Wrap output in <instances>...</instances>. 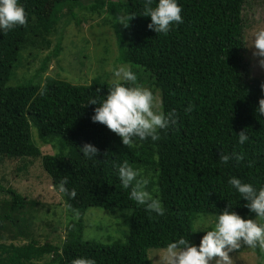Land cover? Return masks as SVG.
<instances>
[{
    "label": "trees",
    "instance_id": "trees-1",
    "mask_svg": "<svg viewBox=\"0 0 264 264\" xmlns=\"http://www.w3.org/2000/svg\"><path fill=\"white\" fill-rule=\"evenodd\" d=\"M72 1L19 0L26 24L0 33V161L40 158L54 188L59 178L67 177L66 188L76 191L71 199L61 193L72 217L66 241L39 244L24 230L32 220L27 210L34 202L0 184V191L7 194L0 199V239L9 230L16 231L13 240L29 238L22 244L0 242V264H40L37 260L46 254L50 258L43 264H71L75 258H90L95 264H151L150 248L165 249L181 236L199 243L203 233L194 232L196 215L215 218L229 204L242 217L252 216L227 184L229 176L254 187L264 184V118L256 112L264 80L252 75L245 58L242 11L247 0H178L183 22L166 34L147 28L150 17L140 15L143 0H95L93 10L109 9L107 22L119 62L148 71L147 86L159 91L165 112L176 113V125L161 130L157 141L129 146L90 120L95 106L86 102L107 91L106 80L76 85L57 75L42 77L60 54L59 44L30 81L8 84L23 64L24 51L38 54L50 47L62 9ZM189 104L191 111L185 112ZM33 129L43 144L56 141L61 152L42 154ZM241 130L249 136L243 145L237 143ZM85 142L98 148V159L83 158L79 146ZM233 152L242 159L221 163L220 153ZM121 161L149 181L148 190L162 201L164 215L148 213L128 199L112 166ZM90 207L128 210L125 240L110 244L86 240L82 215Z\"/></svg>",
    "mask_w": 264,
    "mask_h": 264
},
{
    "label": "clouds",
    "instance_id": "clouds-1",
    "mask_svg": "<svg viewBox=\"0 0 264 264\" xmlns=\"http://www.w3.org/2000/svg\"><path fill=\"white\" fill-rule=\"evenodd\" d=\"M143 5L140 15L150 17L147 28L156 34H166L173 26L183 22L178 0H143ZM25 24V10L19 0H0V33ZM246 45L252 49L260 66L264 67V28L255 30ZM105 85L107 91L103 95L91 97L86 102L95 106L90 120L106 126L120 138L123 146L148 139L157 141L161 130L176 125L175 110L165 112L153 91L137 83V76L128 65L114 66L111 78ZM260 89L264 93V82L260 84ZM191 107L189 104L185 112L191 111ZM256 112L264 118V95L258 100ZM236 135L240 145L249 139L245 130ZM79 151L86 160L98 159L99 150L92 143H83ZM219 159L226 164L231 159L239 161L242 157L235 152L220 153ZM112 166L121 188L128 190L129 200L144 206L148 213L164 215L162 201L154 195V190H148L149 181L146 178H141L127 161L113 163ZM67 182V177L59 178L56 189L71 199L75 197L76 191L67 189ZM227 184L244 201L243 206L252 216L242 217L229 204L220 209L214 219L198 216L195 231L203 233L199 243L193 244L183 236L168 242L163 253L164 264H232L231 254L241 247L259 248L264 253V184L254 187L236 176H229ZM71 264H95V261L75 258Z\"/></svg>",
    "mask_w": 264,
    "mask_h": 264
},
{
    "label": "rangeland",
    "instance_id": "rangeland-1",
    "mask_svg": "<svg viewBox=\"0 0 264 264\" xmlns=\"http://www.w3.org/2000/svg\"><path fill=\"white\" fill-rule=\"evenodd\" d=\"M106 2H118L119 0H105ZM95 0H74L65 5L60 14L56 29L51 36L50 47L41 48L37 51L30 49L21 54L23 64L10 78L8 84L14 85L18 82L30 81L43 63V59L59 44L61 51L54 57L43 76H58L70 83L88 84L95 78L108 81L111 78V70L119 62V51L115 43L114 32L107 20L111 17L109 9L93 10L91 5ZM243 18L245 23V58L250 64L252 75L264 80V67L258 63V58L252 54V49L246 45L251 34L264 28V0H247L243 7ZM128 65L137 76V83L147 86L150 81V73L145 69ZM19 75H18V73ZM23 72L22 75H20ZM49 78V77H46ZM45 78V79H46ZM150 88V87H149ZM152 91L153 89L150 88ZM155 97L162 106L159 91L154 92ZM33 137L42 154H54L61 152L56 141L43 144L37 131L33 129ZM0 184L12 186L27 197L34 204L27 212L32 216L30 225H25L29 238H34L39 244L50 242L63 244L66 241L68 221L72 219L69 210L64 204L62 195L53 187L52 181L44 171L40 158L7 159L0 161ZM6 193L0 191V199H4ZM128 210L117 209L111 212L106 209L90 207L82 215L84 225V238L103 244H110L117 241H124L129 231ZM206 216L214 219L212 215ZM25 231V232H26ZM16 231L4 232L0 242L25 243L28 236L16 238L13 234ZM200 231H195L199 233ZM165 249L150 248L148 255L151 264H164L163 253ZM50 255L46 254L43 259L37 260L40 264L49 260ZM232 264H264V253L259 248L251 249L242 247L241 251L231 254Z\"/></svg>",
    "mask_w": 264,
    "mask_h": 264
}]
</instances>
